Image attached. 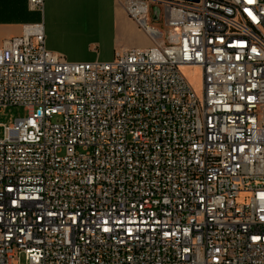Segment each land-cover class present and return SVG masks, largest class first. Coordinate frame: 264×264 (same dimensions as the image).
I'll return each instance as SVG.
<instances>
[{"label": "built area", "instance_id": "built-area-1", "mask_svg": "<svg viewBox=\"0 0 264 264\" xmlns=\"http://www.w3.org/2000/svg\"><path fill=\"white\" fill-rule=\"evenodd\" d=\"M118 1L150 48L0 43V264H264V0Z\"/></svg>", "mask_w": 264, "mask_h": 264}, {"label": "crops", "instance_id": "crops-1", "mask_svg": "<svg viewBox=\"0 0 264 264\" xmlns=\"http://www.w3.org/2000/svg\"><path fill=\"white\" fill-rule=\"evenodd\" d=\"M39 23L46 50L70 63H109L124 51L152 46L118 0H43L40 11L28 0H0V43ZM134 35L136 42L143 38L141 48H126Z\"/></svg>", "mask_w": 264, "mask_h": 264}, {"label": "rangeland", "instance_id": "rangeland-1", "mask_svg": "<svg viewBox=\"0 0 264 264\" xmlns=\"http://www.w3.org/2000/svg\"><path fill=\"white\" fill-rule=\"evenodd\" d=\"M158 26V25H157ZM139 32L142 33V31L138 28ZM135 37L133 36L132 39L127 41L124 46L126 48H141L140 44L143 41V38H140L141 42H136ZM140 37V35H138ZM62 57V56H61ZM63 58V57H62ZM64 59V58H63ZM65 60V59H64ZM182 74L185 77V79L188 81L190 86L193 88V90L199 94L201 89V77H200V71L196 68H185L182 70ZM28 115V111L22 109V108H5L0 111V125L7 127L10 126L15 119L19 118H25ZM3 129L0 127V137L2 136ZM18 264H27L24 261V258L22 255L18 257Z\"/></svg>", "mask_w": 264, "mask_h": 264}]
</instances>
